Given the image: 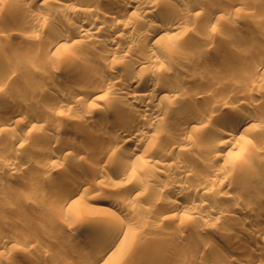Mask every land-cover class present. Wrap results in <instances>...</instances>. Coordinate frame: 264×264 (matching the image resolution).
<instances>
[{"label":"bare ground","instance_id":"6f19581e","mask_svg":"<svg viewBox=\"0 0 264 264\" xmlns=\"http://www.w3.org/2000/svg\"><path fill=\"white\" fill-rule=\"evenodd\" d=\"M19 1L23 0H14L15 3ZM49 1L46 0V2ZM183 1L51 0L54 5L47 10L34 11V9L30 10L31 8L27 9L26 7L22 16V24L29 26L41 27L44 22L53 18V20L58 19L55 17L59 15L63 17L58 19L60 27H53L46 34L44 40L41 38L43 42L40 41L41 46L37 49L47 57L75 52V55L68 56L65 62L69 67L66 73H73L76 78L70 79V81L64 79L62 80L63 84L57 85L56 82H53L57 77L56 74L47 73L42 67H29L31 68L29 73L33 76L41 74L48 81L40 83L36 87H30L25 91L26 93L24 92L25 94H40L45 91L54 95L58 94L65 99L46 106L33 104L31 107L26 105L24 107L20 106L19 97L16 98L13 94V96L8 95L6 106L0 107V117L8 114L9 118L0 119V130L5 129L11 118L17 116L20 117L17 127L29 133L30 130L34 131L41 127L52 128L55 133L45 131L39 139L45 145L54 144L55 146L60 143V149L55 152L49 149L44 151L43 148L35 150L36 154L43 155L42 164L47 168L55 169L62 164L67 156L80 154L84 150L85 153L88 152L95 158L97 157L96 162L94 161L96 164L92 163L93 165L88 167L95 174L94 181L85 177L84 174L72 175V178L67 180L58 178L61 183L56 188L57 191L55 190L57 194L54 200L64 207H75L82 210L84 209L83 204L89 197L91 199L94 196V191L111 189L114 192L123 193L122 198L121 196L118 198L117 195V198L114 197L111 203L119 206L121 213L129 216L130 220L139 215L136 213V208L131 206L130 202V204L128 203V200H139L145 204V206L141 205L144 209L143 212L153 215L157 219L167 217L170 222H176L177 219L183 220L184 212L185 214L194 213L200 217L204 216L206 218L205 225H207L225 215L229 217L232 212L233 215L230 214V216L235 221L237 219L244 224L252 225L250 230H241V232L248 234L250 238L264 236V224L261 223L264 220V213H254L252 210L251 213H248L247 211L251 204L256 205L257 203L262 207L264 204V192L256 190L255 186L251 187V185V188L245 190L247 192L255 191L250 194V197L238 198V196L234 198V201L232 198L234 203L232 202L230 205L225 203L220 205L219 203V205L212 206V203H205L203 200L195 201V198L189 200L187 197L192 191L207 193L209 189H213L212 186L214 187L228 177L220 174L222 173L219 169L220 166L217 168L212 162L222 160L223 163L226 155L234 152V149H242L238 150L242 152L244 145L250 140L246 136L247 133L254 138L261 136L259 131L262 132L264 129V119H259L257 114L251 110L227 107L223 99H228L237 93L236 91L240 87L238 82L234 83V90H223L222 95L220 94L221 97L216 98L209 94L205 87L212 85L216 88L218 81L212 83L210 78H196L195 74L197 73L194 72L196 66H193L196 60H189L187 55L190 53L191 57L192 54L196 56L198 53L194 54L191 49H185L183 46L187 43H184V40L189 35V39L193 43H200L197 47L193 46L198 49L199 53H208L209 46H212L211 43H213L211 37L190 33L191 35L187 34L183 40L181 39L183 34H180L179 31L183 29L186 21L190 20L187 18L188 16L195 17L209 12L207 18L209 22H212L225 15L224 13L228 14L231 7L216 1H213L215 4L212 8H210L211 3L207 0H197L192 5L189 3L183 5L185 4ZM5 29L0 27V33ZM172 30L175 31L172 32ZM9 34L5 35L8 37L6 40L9 39ZM28 34L24 32L23 35L19 34L18 36L22 37L21 39L39 42L40 38L38 40L36 35ZM193 34L195 35L192 36ZM221 40L224 42L226 51L231 52L235 50L234 45L241 41V37L236 34L222 35ZM6 43L15 46L12 39ZM2 51L3 47L0 46V53ZM256 62L255 67L247 70L245 74L250 77L252 82L258 80V73L264 66L263 57L257 58ZM7 64L3 66L5 70L1 69L3 72L7 67H12V63ZM13 68L15 69V66L12 69L9 68L10 70L8 69L5 73H1L0 87L14 73ZM217 71L221 74L230 73V70L223 66L217 68ZM110 91H116L117 94H110ZM249 94L254 98L259 93L250 91ZM203 99H209L208 103L211 109L200 116L197 114L194 103ZM97 101L102 103V106H98L101 108L99 109L101 117L93 120L91 113L88 114L86 111ZM71 110H77V112L81 110L83 113L78 114L79 112L75 111L77 115L74 112V117H72ZM62 119H67L66 122L72 120L87 132L91 144L86 146V149L82 144L80 145L84 147L83 149L76 146L77 143L74 144L73 140L70 142L62 138L61 141L57 131L65 126L61 123ZM213 121H220L222 127L215 128ZM252 121H257L258 124L254 125ZM81 132L83 133L80 131L79 134H82ZM202 135L209 137V144L201 148L199 146L201 143L199 144L198 141ZM24 141L17 131L12 132L11 147L22 145ZM261 146L264 149V139L261 141ZM196 147L197 149L201 148V151L204 152L205 158L201 162L207 169L202 171L203 175L205 173L204 176L200 174L201 180L197 178L199 183H191L192 185L189 186L181 179L198 168H194L192 166L194 163L192 164L191 161L188 163L183 156L184 153H188L190 149ZM252 150L247 149L248 153ZM175 151L178 154H175ZM139 152L144 154L143 157H140ZM254 155H259V151L254 150ZM108 159L114 161L115 175L120 179L117 182L113 180L110 173L111 176L102 166H99L101 160ZM262 163L261 166L264 164ZM13 164L24 165L25 163L23 159H13L6 164V167H11ZM248 165L241 162L235 163V165L232 163L234 171L235 169L238 171L239 180L257 179L263 174L262 170ZM159 168L175 172L173 175L166 174L165 177L160 178L155 173V170ZM222 169L224 168L222 167ZM197 179L195 178V180ZM262 184L264 185V182ZM41 189L42 193L47 192L46 188L42 187ZM50 190L48 189V191ZM141 206L137 204V207L141 208ZM87 221L90 222V220ZM87 221L80 222L79 227L90 228L91 238L87 242H82V245L73 243L70 251L72 261L68 264H119L121 260L125 259L123 255L126 251H131L141 257L144 264H159L168 257V253L171 251L169 250L170 245L177 242V238L172 232L159 228L151 229L139 241L130 231L125 230L120 233L130 222L122 215L110 219H97L94 224H88ZM68 226L71 227V224ZM206 231V228L198 230L197 240L193 247L182 249L180 255L183 258H194L196 260L194 264H206L209 255H205L204 250L208 244H216L210 237H204L207 234ZM238 236V234L228 232L222 234L223 239L228 243H237ZM10 241L13 240L0 236V264L43 263L35 256L32 257L31 254L30 257L27 256L22 260L24 262L2 258L1 251ZM36 241L38 242V240ZM254 245L243 246L240 251L238 250L239 255H242L248 264H264V254L260 255ZM43 249V252H46L45 250L51 249V246L42 244ZM226 250H222V257L230 258V250Z\"/></svg>","mask_w":264,"mask_h":264},{"label":"rangeland","instance_id":"374dc122","mask_svg":"<svg viewBox=\"0 0 264 264\" xmlns=\"http://www.w3.org/2000/svg\"><path fill=\"white\" fill-rule=\"evenodd\" d=\"M195 1L197 0H184L183 3L185 4L183 5H186L187 3L192 5V3ZM207 1L212 4H210V8H212L215 4L213 1L218 3L220 2L219 4H223L231 8L228 14H226L227 12L224 13L227 15L226 17L223 15V18L218 17V20L216 19V21L212 22H209V19L207 18V13L209 12H202L203 14L197 15L195 17L193 15L188 16L187 18L190 20H187L186 18L187 21L183 29L179 31L180 34L184 35L181 36V39L184 40L187 34L195 33L199 36L204 35L211 37L213 42L211 43L212 46H209L210 51H208V53L205 52V54H201L196 48L200 45V43H193L192 40L189 39V35H187L188 37L186 40H184V43L187 42L183 45L184 48L189 50L191 49V52L194 54H196V52L198 53L196 56L192 54L195 57L192 55L190 57V53L187 55L189 56L188 58H190L189 60H196L195 64H193V66L196 67L194 68L192 65H190V67L195 69L194 72L197 73L195 74V76H197L196 78H210L212 83H216L218 81L216 83V88H214L215 86L212 85L205 87L206 91L209 94L214 95L213 97L216 98H218V96L221 97L223 90H234V83L238 82L240 87H238L239 90L236 91L237 93L233 94V96L229 97L228 99H223V101L226 102L228 108L251 110L257 114L259 119L263 120L264 66L262 67L261 72L258 73L259 78L256 82H252L250 77L245 74L247 70L253 69L255 67L257 58L263 57L264 59V0ZM52 5H54V3H52L51 0L49 2H46V0H23L21 2L19 1L18 3H15L14 0H0V27L3 30L6 28L4 32L0 33V46L3 47V51L0 53V75L1 73H5L9 68L12 69V67L15 66V69L13 68L15 70L14 73H11L12 75H10V78L4 82V84L2 83L3 85L0 87L2 88L0 90V107L6 106L5 104L7 98L9 97L8 95H15L16 98L19 97L20 106L26 105L27 107H31L33 104H39L40 106L41 104H44L45 106L51 105V103L53 104L59 100L61 101L65 99L58 94L54 95L45 91L40 92V94H25V91L30 89V87H36L40 83L48 81L41 74L40 76H33V74L29 73V71H31L29 70L31 69L29 67H42V69H44L47 73L52 75L56 74L57 77L53 82H56L55 84L57 85L63 84L62 80L64 79H68L70 81V79L74 80L76 78L73 73H66L69 67L65 62V59L68 56L75 55V52H70L69 54L65 55L59 54L47 57L46 55H42V53L38 51L39 49H37L41 46L40 41L45 39L46 34L51 29H53V27H60L58 19L59 17H63L59 15L55 17L58 19L53 20V18V21L50 20L48 22H44V25L41 27L22 24V16L24 14V10H26V7L27 9L31 8L30 10L34 9V11H38L47 10V8L52 7ZM6 30L11 33H7ZM174 31L175 30H172V32ZM24 32L25 34L29 33L28 35H36L38 40L40 38L39 42L37 40L36 42L35 40L32 41L25 38L21 39L22 37L20 36L23 35ZM4 33L9 34L8 40L12 39V43L15 46L7 45L8 43H6V41L8 40H6V38L8 37H6L7 35ZM2 34L6 36L4 37ZM19 34L20 36H18ZM229 34H236L241 37V41L234 45L235 50H232L231 52L226 51V48H224V42L221 40L222 35L224 36ZM6 63H12V67H7L6 71L3 72L1 69L4 65L6 66ZM222 66L228 68L230 73H219L217 68ZM3 70H5V68H3ZM250 91L258 92L259 94L253 98L249 94ZM110 92V94H117L116 91ZM208 100L203 99L198 103L197 101L194 103L197 108L198 115L203 116L204 113L211 109L209 108ZM98 102L99 101L95 102L88 108L89 110L86 111L88 114L91 113L90 115L93 120L99 119L101 117L99 110L101 108L98 106H102V103L101 101L99 103ZM72 111L73 110L70 111L72 113L71 116L74 117L73 113L75 111L77 112V110H74L73 112ZM76 112L75 114L77 115L79 111L77 113ZM81 113L83 112L80 110L78 114ZM3 117L5 119L9 118L8 114H5ZM3 117H0V119H3ZM18 119H20L19 116L11 118L9 123L6 125L7 127H5L3 130H0V236L4 237V239L7 238L8 240H13L10 241L12 243H7L5 245L6 247L2 249V258L4 257V259L9 261L12 260L16 262L17 260L24 262L22 260H24L25 257H30L32 255V257L35 256V258H38L44 264H68L72 261L70 251L72 250L73 243L76 245H82V242H87V240L91 238V229L79 227L80 222L90 220V222L87 221L88 224H94V221L97 219H110L118 215H122L124 219L127 218L130 221L120 233L125 230L130 231L133 233L134 238L137 241L141 240L144 234H146L148 231L155 228L173 233L175 238H177V242L173 245H170V247L168 246L169 250L171 251H169L168 257L159 264H194L196 261L194 258L189 257L188 260L185 257L183 258L180 253L183 248L186 249L185 247H193L194 242L197 240L199 233L198 230L201 228L207 229V234L204 237H210L216 243V246L213 244H208V247H206L204 250L205 255H209V259L206 261V264H246L247 261L242 258V255H239V251L243 246H253L254 243H256L254 246L257 247L258 253L260 255L264 254V236L250 238V236L248 237V234L241 232V230H250L252 225L246 223L244 224L237 219L236 222L234 219H232L233 217L230 216V214L233 215L232 212L229 214V217L228 215H225L221 219L208 223L207 225H205L206 218L204 216H201V218L198 214H185L184 212L182 216L184 218L183 220L177 219L176 222H170L167 217L157 219L154 218L153 215L143 212L144 209H142L141 205L145 206V204L139 200H128V203L130 202L131 206L136 208V213L139 215L130 220L129 216L121 213L122 211L120 210L119 206L111 203V200H113L114 197L117 198V195L119 196L118 198H120V196L122 198L123 193H119V191L114 192L111 189L103 188L102 191H94V196L91 199L89 197L90 200L88 199L83 204L84 209L82 210L75 207L67 208L62 206L59 202L54 200L55 195L57 194L56 188H58L59 183H61L58 178L60 177L59 179L62 180H65L64 178H66L67 180L72 178V175L74 176L76 174H84L85 177H88L91 180L93 179L94 181V179H96L94 177L95 174L88 167L96 164L95 162L97 157L95 158L93 154L88 152L85 153L84 150V152L82 151L80 153L81 155L78 153L73 154L72 156L70 155L69 157L67 156L62 164L57 166L55 169H51L49 167L47 168L42 164V161H44L43 155L36 154L37 151L35 152V150H40L43 148L44 151L45 149H49L54 150L53 152H55L60 149V143L57 145L55 144V146L54 144L45 145L44 142H41L39 139L42 134L45 133V131H50L53 133V129H50V127H41L34 131L30 130L29 133L28 131L21 130V128L17 127ZM62 120L61 123L66 127L64 126L63 129L57 131L58 135L61 137V141L65 139L71 142L73 140L72 142L74 144L77 143L76 146L79 148L81 147L82 149L85 147L84 149H86V146L91 144L88 139L87 132L82 130V127H79L72 120L69 121L70 123L68 121L66 122L67 119H64L63 121ZM252 122L254 125L258 124L257 121ZM213 124L215 128L219 129L222 127V123L220 121H213ZM13 131H17V133L20 134V137L25 140L22 145L11 147L10 137ZM80 131H83V133L81 132L82 134H79ZM259 132L261 136L257 138L250 136V134L248 135V133L246 134L250 140L244 145L242 152L238 151L242 149L237 148L238 150L234 149V152L228 153V155H226L225 159L227 160L224 159L225 161L223 160V163L222 160L212 162V164L214 166L216 165L217 168L220 166L219 169L220 172H222L220 174H224L225 177L227 175L228 177H224L225 179H223L222 182L217 183L214 186L215 189L212 186L213 189H209V192L207 193L192 191V193L188 194V199L193 200L195 198V201L203 200L205 203H212V206L219 205V203L220 205L222 203L230 205V203L232 204L234 201V198L238 196V198H245V196L250 197V194L255 192L245 191L247 188L249 189L255 186L256 190L264 192V185L262 184L264 182V149H262L263 146H261V141L264 139V129L262 131L263 133L261 131ZM201 138L198 142L199 144L201 143L202 146H199L202 148L209 144V137L207 135H202ZM80 144H82L84 147ZM201 148H199L200 150L197 149V147L192 148L188 153H184L185 155L180 154L182 156L184 155L183 157L188 163L189 161H191L192 164L194 163L192 165L194 168H198L186 175L187 177H182L183 180L181 179V181L186 182L189 186L191 183H199L198 179H202L201 175L204 176L205 173L203 175V172L205 169H207V167H205L201 162L205 158V155L203 154L204 152L201 151ZM247 149H253V153L252 151L248 153ZM254 150L259 151V155H254ZM138 154H140V157H143L144 155L141 152ZM175 154L178 153L176 152ZM11 158L12 160L23 159L25 164H13L11 167H6V164L12 161ZM240 162L244 165H248L249 163L248 166L251 167L252 165L254 168L260 169V171L262 170L261 173L263 174L261 175L263 176L260 175V177L257 179H250L248 181L239 180V176H237L238 171L237 169H235L236 172L234 171V166H232V163L235 165V163ZM261 163L263 164L262 166ZM99 166H102V168H104L108 174L110 173L112 176L110 174L109 175L114 181L117 182L120 180L118 176L115 175L116 171L114 169V161L111 159L106 161L101 160V162H99ZM221 166L224 169H222ZM156 170L155 173L160 178L165 177L166 174L173 175L175 172L174 170H166L163 168ZM195 178L198 179L195 180ZM87 185L89 186V184ZM42 187L46 188L47 192L43 190L44 192L42 193ZM90 187L92 188L93 185ZM48 189L51 190L48 191ZM208 193L211 194L209 195ZM137 201L140 203V205ZM137 204L138 206H141V208L137 207ZM250 206V208L248 207L250 211L245 209L248 211V213H251L252 211L258 214L264 213V204L263 207L260 205L258 206L257 203L256 205L251 204ZM261 223L264 224V220ZM70 224L71 227L68 226ZM224 232H228L230 234L234 233L235 235L238 234L239 236L237 238L239 240H237V243H228L227 240L223 239L222 234ZM36 240H38V242ZM42 244L51 246V249L45 250L46 252H43L44 249L42 250ZM222 250H230V258L225 256L223 258L221 254L223 252ZM123 256L125 259L121 260L119 264H144L141 261V257L135 253L133 254L131 251H126ZM31 264L36 263L33 262Z\"/></svg>","mask_w":264,"mask_h":264}]
</instances>
